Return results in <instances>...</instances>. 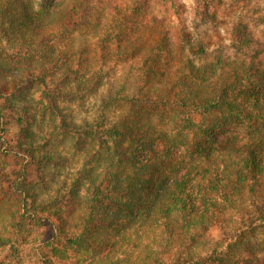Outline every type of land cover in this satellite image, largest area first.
I'll use <instances>...</instances> for the list:
<instances>
[{
    "label": "clouds",
    "instance_id": "clouds-1",
    "mask_svg": "<svg viewBox=\"0 0 264 264\" xmlns=\"http://www.w3.org/2000/svg\"><path fill=\"white\" fill-rule=\"evenodd\" d=\"M42 2L33 0L32 5L33 11L40 13L44 20L40 35L32 38L35 43L19 41L15 49L7 45L9 51L21 47L25 53L29 48L35 50L45 36L55 38L54 43L60 40V47L72 46L73 28H78L81 38L89 41L110 37L105 60L95 57L91 70L80 79L61 84L66 72L63 65L47 77L49 90H56L58 85L65 93L83 89V99L77 95L74 100L63 96L58 100L64 112L71 113V128L65 129L61 116L49 112L43 119L37 115V126L33 129L36 138L32 147L37 149L36 157L50 154L53 158V163L42 169V178H37V203L52 205L50 211L59 208L67 221L65 236H73L84 231L87 217L82 214L83 210L87 208L91 212L97 188L105 186L106 179L116 169L119 157L115 155L114 138H108L106 132L130 114L129 98L146 95L153 103L161 105L167 101L169 118L161 123L159 113H154L152 125L167 131L171 137L178 134H181L180 139L190 137L198 129H183L187 114H192L200 123L207 114L198 113L196 106L219 100L221 84L234 78L237 71L244 74L253 53L259 52L257 62L264 61V0H241L239 4H234L233 0H149L144 13L136 11L138 0H91L87 10L79 0H71V3L55 0L47 10ZM68 15L76 21L82 20L80 26H70L66 21ZM241 22L246 26L250 43H244V37L238 34ZM66 28L68 38L61 40ZM44 90V85L33 90V103L43 99ZM183 101H187V107ZM47 104L48 100L44 99L41 110ZM245 107L254 115L258 114L251 104ZM251 123L244 119L243 123L234 124L235 130L225 138H232L233 142L217 146L210 157L198 156L191 160L186 155L188 145L179 147L177 159L183 160L185 166L173 179H189L183 196L192 194L196 212H192L191 206L182 209L180 202L169 196L156 205V212L143 222L144 226L138 223L127 234L111 256L106 252L94 255L90 250L82 253V264H112L115 260L121 264H173L177 256L181 260L207 259L213 249H217L216 255L222 256L225 264L236 261L243 264L249 257L245 249L248 242L259 245L257 255L264 256V220L256 219L259 227L255 233L246 231V225L240 223L241 219L248 221L259 215L253 201L257 204L264 201V171L253 172L245 167L251 145L264 136V131L250 134ZM89 128L93 136L87 138L82 148L78 147L81 130ZM19 132L20 125L15 123L8 125L6 131H0V139L12 145L9 148V143H4L0 147V153L9 154L7 159L0 155V167L7 172L32 160L31 155L15 147ZM102 139L108 142L102 143ZM46 142L50 143L42 148ZM57 160H63L64 165L57 167ZM188 173L190 177H186ZM253 184L257 188L255 193L249 191ZM173 192L181 195L175 185ZM162 207H170L171 212L165 214ZM23 211V207L14 202L0 207V234L11 238L12 243L18 235L27 237V243L16 256L9 255L12 243L0 246L3 264H29L30 258L35 259L30 257L29 250L39 246V234L43 230L21 233L15 225ZM204 226L209 230L218 228L225 233L226 241L213 239L204 231ZM196 233L199 235L195 246H187L189 237ZM229 244L233 247L229 248Z\"/></svg>",
    "mask_w": 264,
    "mask_h": 264
},
{
    "label": "trees",
    "instance_id": "trees-1",
    "mask_svg": "<svg viewBox=\"0 0 264 264\" xmlns=\"http://www.w3.org/2000/svg\"><path fill=\"white\" fill-rule=\"evenodd\" d=\"M233 1L241 2V0ZM3 3L1 4L0 1V52L7 51V45H12L15 49V45L19 41L28 43L29 40H32V43H35V40L32 38L40 35L44 27V20L40 13L33 11L32 0H5ZM148 5L149 0H146L143 4L144 11H146ZM136 11L140 13V10L136 9ZM73 18L71 15L66 17L69 25ZM80 23H82V20L75 21L72 26L79 27ZM245 30V25H238L237 31L240 36L244 37L243 42L250 43L246 38ZM64 35L61 37V40L68 38L67 28ZM117 35L119 36L120 34L117 33ZM185 35L190 36L188 33H185ZM71 36L72 46L65 44L64 47H60V40L54 43L53 40L55 38L45 36L40 41L37 49L33 50L29 48L28 52L25 53L23 47H21L12 54V57L23 63L31 62L30 64L32 65L34 63L38 70H40L39 74L28 70L27 73H23V76L16 77L12 82V86L17 88L21 85L33 84L34 82L44 85V95L48 99V107L56 113L60 111V105L55 94L65 92H61L60 89L49 90L47 88V77L53 71L50 66L45 68V63L69 64L66 72L69 71L73 74L81 75L91 70L92 61L95 59L93 56V52L95 51L93 49H97L93 40L89 41L87 38H81L78 28H73ZM109 38L106 35L104 39L99 41L98 46L102 51L101 56L98 57L100 60H105L108 52L107 41ZM258 55L259 52L253 53L251 62L248 64L244 74L237 71L234 74V78H230L221 84L219 100H209L203 105L196 106L198 113L207 114L200 123H197L192 114H187L183 122V129H198L190 137L183 136V139H180L179 136L181 134H178V137H171L167 131L163 129L158 130L152 125L151 117L154 113H159L161 123L169 118L167 101H164L161 105L153 103L150 97L146 95L129 98L128 102L131 105L130 114L119 120L106 132L107 137L110 139L114 138L113 142L117 145L115 154L119 157L118 164L116 169L106 179L105 186L97 188L91 212L84 213L83 210L82 214L87 217V220L84 231H80L79 235L65 236L67 221L64 220L59 208L50 211V208L53 207L52 205L37 203L38 194L32 186L27 185L25 180L27 173L26 164L20 169L15 170L14 174L18 176L14 181L15 190L19 197L18 205H21L24 209L23 212L19 213V219L15 226L19 230H22L31 222V225L43 230L42 239L45 242L50 243L53 238H57L62 242V247L66 249L73 248L77 252H83L84 250H95L98 252L109 245L108 247L110 248L106 252L109 254L115 246L121 243L120 240L127 238L113 232L114 226L118 224L117 222L122 217H129L131 218L130 220L140 219L142 222L139 224L144 226L143 222H146L156 212V205L169 196L180 202L182 209L187 210L191 206L192 212H196L197 206L194 203L195 198L192 194L188 193L186 198L183 196L190 182L189 179H173V176L178 174L181 168L185 166L183 160L178 161L177 159L179 147L185 144L188 145L186 155L189 159L195 160L198 156L210 157L217 146L223 143H232V138L227 140L225 138L230 137V134L235 130L233 125L243 123L244 119L252 122L250 134L264 131V69L261 68V61L258 64L255 59ZM37 58H39L38 66ZM60 59H62V62H60ZM73 64L75 65L74 67ZM161 75L164 74L162 73ZM99 82L97 80V84ZM7 88L5 85H2L0 88V97L5 95V100L0 105V131L7 130L5 119L9 116L6 114V110L9 109L8 102L12 100L11 97L5 94ZM241 98H243L242 102H240ZM182 103L187 107V101H183ZM248 104L257 109L258 114L254 115L252 112L247 111L245 106ZM10 108H13V106ZM22 111H24L25 115H22L21 112L18 113L19 121H30L29 119L32 118V115L30 114L29 106H24ZM63 125L66 128H71L70 120L64 119ZM27 129L25 128V130ZM81 131L87 136H93L90 128ZM220 132L224 133V138L221 141L218 139ZM23 141L25 140H18L19 143H16L15 147H19L21 152L31 155L32 159H35L34 161L40 160L41 158L38 159L35 153L32 152L34 149L32 147L33 144L25 147L27 143H23ZM101 142L107 143L108 141L102 139ZM123 142L129 144L127 150L123 146ZM4 143H9V148L12 147L9 141L0 139V147ZM160 143L164 145L161 152L157 150V146ZM4 155L9 154L5 152ZM262 165H264V136L261 137L259 142L251 145L245 161V167H250L253 172L264 171ZM207 171L205 169V172ZM190 176L191 173L186 174V177ZM237 178L239 179V173H237ZM216 182H220L219 175L216 177ZM173 185L180 190V196H177L173 192ZM30 206L33 208H30ZM17 211L19 212V208H17ZM161 211L169 214L171 208L162 207ZM45 213L47 214L45 215ZM258 213L260 214L256 219L264 220V212ZM103 223H107L106 229L101 228ZM133 224L136 225L138 222H133ZM254 225L255 227H259L256 224ZM246 227L250 228L249 224ZM208 228V226H204V231L208 230ZM109 229H112V233L109 232ZM250 230L254 231L252 228ZM198 235L199 233L190 236L187 246L190 247V245L194 244L197 241ZM20 237L22 236H17L16 242L19 241ZM9 243H12L11 238L6 239L0 234V246ZM247 245L251 252H248L249 257L243 260V264H264V256L257 255V250L260 246L254 245L251 242H248ZM228 246L229 248L233 247L231 244ZM61 249L57 248L58 251L63 252ZM216 252L217 249H213L208 260L212 263L214 262L213 264H225L224 258L216 255ZM188 258H185L183 261H187ZM181 262V258H179L178 264ZM239 262L236 261L235 264H241ZM39 264L55 263L45 254V256L40 258ZM116 264H121V262H117ZM173 264H177L176 261Z\"/></svg>",
    "mask_w": 264,
    "mask_h": 264
},
{
    "label": "rangeland",
    "instance_id": "rangeland-1",
    "mask_svg": "<svg viewBox=\"0 0 264 264\" xmlns=\"http://www.w3.org/2000/svg\"><path fill=\"white\" fill-rule=\"evenodd\" d=\"M1 4L5 1V0H0ZM146 0H138L137 2V8L138 10H140V13H144L146 11H144V7L143 4L145 3ZM69 2L71 3V0H69ZM101 2H103V0H101ZM221 2H223V0H221ZM33 3V0H32ZM55 3V0H43L42 2V7L44 9H49L53 6V4ZM79 3L81 5L84 6L85 10H87V7L91 4V0H79ZM234 4H239L238 2H234ZM4 4V3H3ZM207 2H205V9H207ZM147 19V17H145ZM75 18H73V20L70 22V26H72L75 22ZM241 24H243V22H241ZM244 26V25H243ZM246 32V30H245ZM94 45L97 47V49H93V54L95 53L94 57H100L102 54V51L100 50L99 45V41L93 40ZM5 44V42H4ZM7 51H2L0 52V88L2 85L7 86V90H5V94L8 97H11L12 100L8 102L9 105V109L6 110V114L9 116L7 117L6 123H5V127L7 128L8 125L15 123L20 125V132L17 134L16 137V141L17 143L18 140L22 139L25 140L23 141V143H27V145H32L35 141L36 138V132L33 130L34 126H37V115L39 114L41 119H43L45 116H47V114L49 112H51L53 114V116L55 115H60L62 118V123H64V119L66 120H70V116L71 113H65L64 110L60 107V111L59 112H54L50 107H48L47 105L43 106V109L41 110L40 105H43V100L46 99L44 92L42 93V97L43 99H41L40 101H37L35 103H33L31 97L33 94V90L36 89L40 84L34 82L29 83V84H25V85H21L20 87H13L12 86V82L16 77H19L20 75L23 76V73H27L28 70H32L33 73L35 74H39L40 70H38V68L35 66V64L33 63L30 64L31 62H27V63H23L20 60H17L16 58L12 57V54L15 52V50L13 51H9L8 48H6ZM203 49L201 48V51ZM100 60V59H99ZM60 62H62V59H60ZM258 63V62H257ZM260 63V62H259ZM258 63V64H259ZM261 68L264 69V61H261ZM51 68L52 71H54L58 66H65L66 68H68L69 64H54V62H52V64H48ZM71 65V64H70ZM31 66V67H30ZM53 73V72H52ZM87 72H85L84 74H73L71 72H65L64 78L63 80L60 82L61 84H67L69 82H71L74 79H80L82 75H86ZM57 89L59 90L60 87L59 85L57 86ZM4 94V93H3ZM77 95L80 96L81 99H83L84 96V92L83 89H80L79 92H72L71 90L68 93H56L55 96L58 98V100L63 96L65 98L68 99H76ZM2 96V95H1ZM5 100V95H3V97H0V105H2L1 103H3ZM48 100V99H47ZM11 106H13V108H10ZM24 106H29L30 108V114L32 115V118H30L27 122H20L18 119V113H22V115H25V113H23L24 111H22V108ZM63 127L65 129H70V128H66V126L63 125ZM25 128H28L27 130H25ZM91 137V136H87L85 134H83V132L81 131V139L78 140V147H83L87 141V138ZM224 138V133L220 132L218 135V139L221 141ZM48 143L50 142H46L45 145L41 146L42 148H46L48 146ZM115 145V144H114ZM123 146L125 147V149L127 150V148L129 147V144L127 142H123ZM19 151L20 148L16 147ZM164 148V145L160 143V145L157 146V150L158 151H162ZM117 149V145H115V150ZM37 149L34 147L33 149V153H36ZM161 154V153H160ZM0 155H3L6 159L8 157V155H4V153H0ZM116 155V154H115ZM143 157H145V155H143ZM33 158V157H32ZM41 159L38 161H34L35 159H32L30 163H27V173H26V182L27 185L29 184L30 186H32L34 188V190L36 191V189L38 188V183H37V178L40 177V173L42 172V169L47 166V164L49 163H53V158L50 154H45V156L40 157ZM20 163L19 158L16 160V164L18 165ZM56 166L57 167H62L64 165V161L63 160H57L55 161ZM24 166V164H23ZM22 166V167H23ZM21 168V167H20ZM19 168V169H20ZM15 170H17L16 167H14L12 169L11 172H7L4 170L3 167H0V207L3 206L4 203L6 202H14L15 204H19V197H18V193L15 190V186H14V181L18 178L17 175H15ZM42 178V177H40ZM255 179V178H253ZM250 192L255 193L257 191L256 185L253 184V186L249 189ZM37 193V191H36ZM30 200V199H29ZM31 202V200H30ZM253 204L255 205V212H264V201H262L261 203H256L255 201H253ZM34 207V205H33ZM30 206V208H33ZM112 210V209H111ZM88 212V209L85 208L84 209V213ZM260 214V213H259ZM259 216V215H258ZM258 216H256L255 218L250 217L248 221H244L243 219H241L240 223L241 224H245L246 226L249 224L250 228H252L254 231H251L250 228L246 227V231H250L252 233H255L256 229L258 227H255L254 224L256 221V218H258ZM131 218L129 217H122L120 221H118L116 224V226H114L113 228V232H115L116 234H120L121 237L126 236L127 234L137 225H134L133 222H138L141 223L142 220H130ZM32 223L30 222L29 225L25 228H23L22 230H20V232H24L27 231L29 234H31V232L33 230H38L41 228H38L36 226L31 225ZM101 228H107V223H103L101 225ZM109 232L112 233V229H109ZM206 232H208L213 239H216L218 242L219 240H225L226 241V235L225 233H222L218 228L212 227L210 230L208 228V230H206ZM42 233L43 231L40 232L39 234V240H40V244L38 247H34L33 249L29 250V255L30 257H35V259H29V264H39L40 262V258L42 256H45V254L47 256H49L55 264H82V260H83V256L82 253H86L89 252L90 250L86 251L84 250L83 252H77L75 249L73 248H64L62 247V242L60 240H58L57 238H53L51 240L50 243L45 242L42 239ZM22 237H20L19 241L15 242L12 245L11 251L9 253V255L11 256H16L19 254L20 252V248L27 243V237L21 235ZM239 239V238H238ZM122 240H120L121 242ZM196 243V242H195ZM195 243L190 245L191 246H195ZM241 243H243V240L241 241ZM119 245V244H118ZM117 245V246H118ZM109 246V245H108ZM106 246L102 251H95V250H91L92 253L94 255H102L105 252H107V250H109L110 247ZM117 246H115L114 249H112V251H110V253L108 254L109 256L112 255V252L114 250L117 249ZM259 246V245H257ZM57 248H62L61 250L63 252H60L57 250ZM245 249L248 252L249 251V247L246 244L245 245ZM66 250V251H65ZM258 251V250H257ZM263 257V256H262ZM180 257L177 256L174 260V262L176 261V263L178 264V259ZM207 259H194V258H188L187 261H183L180 264H213L211 261ZM117 262H121L119 260H115L112 263L116 264ZM241 263V262H239ZM0 264H3V261H0ZM217 264V263H216Z\"/></svg>",
    "mask_w": 264,
    "mask_h": 264
}]
</instances>
